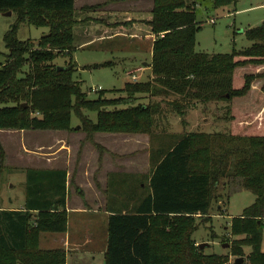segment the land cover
<instances>
[{
  "label": "trees",
  "instance_id": "obj_1",
  "mask_svg": "<svg viewBox=\"0 0 264 264\" xmlns=\"http://www.w3.org/2000/svg\"><path fill=\"white\" fill-rule=\"evenodd\" d=\"M212 1L220 5L233 0ZM74 2L0 0V12L17 15L5 35L9 53L0 65V129H79L88 139L96 132L147 133L153 146L156 131L165 130L170 113L185 125V116L197 105L208 112L211 103L245 96L255 80L264 78V72H236L264 64V22L245 30L251 46L209 54L196 49L201 25L195 5L154 0L146 21L156 36L151 77L127 81L121 89L98 88L97 98L90 99L75 77L72 54L79 20ZM21 24L49 31L36 42L21 40ZM58 57L65 58L62 64ZM87 111H95L96 120ZM226 113L227 132H184L168 147L153 150L150 174L140 175L132 190L135 201L126 203L125 212L111 210L108 217L105 264H224L226 255L205 253L193 234L197 218L210 219L212 204L220 197L215 187L225 176L242 177L243 187L256 196L252 205L231 217L229 254L244 257L249 246L243 264H264V119L231 103ZM74 116L79 127L72 124ZM5 159L0 141V166ZM27 180L24 208L0 207V264H66L65 248H42L40 235L67 231V171L28 168Z\"/></svg>",
  "mask_w": 264,
  "mask_h": 264
},
{
  "label": "rangeland",
  "instance_id": "obj_2",
  "mask_svg": "<svg viewBox=\"0 0 264 264\" xmlns=\"http://www.w3.org/2000/svg\"><path fill=\"white\" fill-rule=\"evenodd\" d=\"M186 2L187 4L195 5L197 21L201 25V28L196 33V49L209 54L230 53L234 49L240 50L251 46L252 41L247 38L245 30L259 26L264 22V0H233L230 3L220 5L213 4L212 0H186ZM80 13V11H77L76 16L81 18ZM16 20V13L5 15L3 12H0V65L6 61L9 53L5 35ZM87 28L83 22L75 26V45L80 42V38L83 37ZM48 31L49 28L45 26L37 27L31 24H21L17 32V37L21 40L29 39L36 42L41 36L47 34ZM101 43L102 41L96 42L89 47L79 48L73 51V59L77 63L75 77L82 82V88L87 92L88 98H97L98 88L107 90L123 88L127 81L132 80L131 75L128 73L129 71H133V73L139 75L140 80L147 78V72L134 71L135 68L143 63L151 62V56L147 52H134L137 49V44L125 43L123 48L125 49L124 52L119 53L115 51L112 56L104 50L109 49L113 51L114 48L122 46L121 43L108 41ZM64 60V57H58L56 59L59 64H62ZM106 61H112V64L109 63L106 66L93 67L95 63ZM90 64H92L91 67ZM260 65L264 66V64ZM250 66H253V64L249 65V68L245 71L251 72L258 69V67L250 68ZM238 71H241L239 74H244L242 73L244 71L243 69H239ZM261 72H264V67L261 68ZM261 79L259 80L260 84H264V78ZM257 91L259 92L260 90ZM247 100L250 103L248 104L249 109L257 110V112L264 109V98L261 94L250 92L248 93ZM238 101L243 100L234 98L232 102H213L208 112L203 111L202 106L199 104L197 107L189 110L187 116H185V118L187 117L188 120H191V123L187 125L182 124L181 118L178 119V115L170 113L169 118L174 117L172 119L173 128L168 129V124H166L165 130L158 129L156 131L153 150L168 147L176 139V136L185 131L209 132L214 131L216 128L225 130V126L229 125L226 117V105L229 103L235 105ZM244 109L243 107L242 110ZM86 113L91 119H96L95 111H87ZM246 113L254 116L249 112ZM77 122L78 119L74 116L72 124L78 126ZM175 130L176 132H174ZM24 131L25 133L20 130L0 129V141L5 151L6 149L8 150V157L6 156L3 165L0 166V207L2 208H9L11 205H23L24 201L26 202L28 186L27 165L29 163L30 165L35 163L33 160L27 162V159L29 156L36 157L37 150H31V152L25 153L23 151L24 140L27 143H34L38 139H48L53 135L52 132H55L52 130ZM125 176V185L118 188H116V178L111 177V186L109 188V197L111 200L109 205L110 209L116 208L117 206L115 202L117 200L116 192L123 191L128 196L129 194L131 196L133 187L130 184L133 181L139 183L142 179L140 175L133 176L130 173H126ZM215 193L219 194L220 197L218 201L212 204L210 214L208 215L210 219L205 221L204 219L197 218L198 228L194 232L193 238L197 245L202 242L208 243L203 249L205 253L226 255L228 259L224 264H234L237 257L229 254L232 237L228 233V226L231 217L241 214L246 207L252 205L255 202L256 196L251 190L243 187L242 177L235 176L221 178L218 186L215 187ZM122 200H126V197H123ZM81 219L87 223V226L84 228L85 235L86 237L88 236L87 239H91V242L81 244L79 248L71 250L68 263L105 264L104 251L107 249V223L105 222V213L98 212L85 218L82 217ZM262 231L261 248L264 251V225ZM81 237L82 239H86L85 236ZM42 247H44V244H42ZM245 250L244 260H246L250 247L245 246Z\"/></svg>",
  "mask_w": 264,
  "mask_h": 264
},
{
  "label": "crops",
  "instance_id": "obj_3",
  "mask_svg": "<svg viewBox=\"0 0 264 264\" xmlns=\"http://www.w3.org/2000/svg\"><path fill=\"white\" fill-rule=\"evenodd\" d=\"M74 4L76 12H81V18L77 17L79 23L83 22L88 27L83 37L80 38V42L76 45L74 27L75 50L89 47L96 42L102 41L104 43L108 41L121 43L122 45L114 48L113 51L104 50L112 56L115 51L123 53L125 43L137 44V49L134 52L145 51L151 56L152 43L156 36L146 21L152 16L154 0H75ZM149 64L150 62H145L135 68L134 71L147 72V78L145 79L147 80L151 77ZM248 66L239 67L236 72L240 73L241 71L239 72L238 70L243 69L242 73H257L261 72V68L264 67L263 65L250 66V68L258 67L257 70L250 72L245 71L249 68ZM128 73L130 75L135 74L133 71ZM136 76V80H140L139 75ZM259 80L257 79L253 83L250 92L261 94L264 98V92L260 93V91H257L261 90L260 85H262ZM247 97L248 94L237 97V99L243 101H238L236 104L242 108L244 107L246 112L253 114L256 118L264 119V109L258 112L257 110L249 109L248 104L250 103ZM173 118L168 119V129L173 128ZM185 120V125L191 123V120H188L187 117ZM76 127H79V124ZM228 127L229 125L225 126V130L216 128L208 133L227 132ZM20 131L25 133L24 130ZM52 131H55L52 132L53 135L45 140L38 139L34 143H27L24 140L23 151L29 153L31 150H37L36 157L29 156L27 159V162L33 160L35 163L32 165L29 163L27 168L64 169L67 171L69 191L66 200L68 212L67 231L63 233H41L40 246L42 247V244H44L42 248H65L66 264H69V253L71 250L79 248L81 244L91 242V239H87L88 236L86 237L85 235L84 228L87 223L81 219L82 217L85 218L98 212H104L105 222L107 223L111 210L121 209L125 212L126 203L132 204L135 201L136 197L131 198L130 194L128 196L123 191L116 192L117 200L115 202L117 206L110 209V180L111 177L116 178V188H118L125 185L126 173H130L133 176L149 175L152 169L151 153L153 152V146L151 137L147 133L96 132L92 138L88 139L86 138L87 134L79 129ZM96 144L103 147V149L100 150ZM6 156L8 157L7 149ZM137 184V181H133L130 185L135 189ZM123 197H126V200H122ZM24 206L25 201L23 205H11L8 209H22ZM81 236H85L86 239H82Z\"/></svg>",
  "mask_w": 264,
  "mask_h": 264
},
{
  "label": "water",
  "instance_id": "obj_4",
  "mask_svg": "<svg viewBox=\"0 0 264 264\" xmlns=\"http://www.w3.org/2000/svg\"><path fill=\"white\" fill-rule=\"evenodd\" d=\"M5 15H11L13 12L12 11H6L3 12ZM60 68H62V66H59ZM23 105H26V103H23ZM208 245V243L202 242L199 244V247L203 250L206 246ZM244 262V257L243 256H239L235 259L234 264H243Z\"/></svg>",
  "mask_w": 264,
  "mask_h": 264
},
{
  "label": "built area",
  "instance_id": "obj_5",
  "mask_svg": "<svg viewBox=\"0 0 264 264\" xmlns=\"http://www.w3.org/2000/svg\"><path fill=\"white\" fill-rule=\"evenodd\" d=\"M131 78L134 79V80H136L137 79V76L135 74H131ZM95 89H97V88H95Z\"/></svg>",
  "mask_w": 264,
  "mask_h": 264
}]
</instances>
